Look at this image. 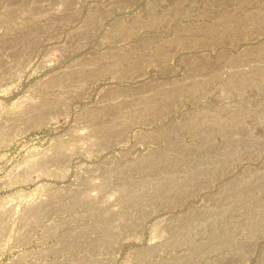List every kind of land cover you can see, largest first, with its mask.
<instances>
[{
    "label": "rangeland",
    "instance_id": "1",
    "mask_svg": "<svg viewBox=\"0 0 264 264\" xmlns=\"http://www.w3.org/2000/svg\"><path fill=\"white\" fill-rule=\"evenodd\" d=\"M0 264H264V0H0Z\"/></svg>",
    "mask_w": 264,
    "mask_h": 264
}]
</instances>
